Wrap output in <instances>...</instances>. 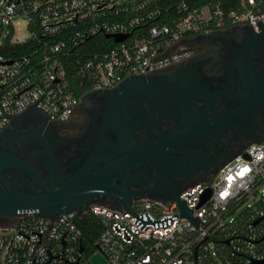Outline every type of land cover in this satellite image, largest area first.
Here are the masks:
<instances>
[{
	"label": "built area",
	"instance_id": "1",
	"mask_svg": "<svg viewBox=\"0 0 264 264\" xmlns=\"http://www.w3.org/2000/svg\"><path fill=\"white\" fill-rule=\"evenodd\" d=\"M170 1L0 0V32L5 24L13 30L12 17L25 16L30 39L10 44L35 45L29 53L0 55V131L31 107L66 121L85 93L186 59L184 39L237 25L256 30L264 22V0H238L230 10L221 1ZM107 34L126 37L115 42ZM98 35L112 43L87 51ZM179 198L197 225L181 217L176 202L153 198L134 200L131 211L93 203L53 218L7 217L0 223V264H94L95 254L104 264H264V136ZM87 213L100 225L91 241L80 228Z\"/></svg>",
	"mask_w": 264,
	"mask_h": 264
},
{
	"label": "flooded vegetation",
	"instance_id": "2",
	"mask_svg": "<svg viewBox=\"0 0 264 264\" xmlns=\"http://www.w3.org/2000/svg\"><path fill=\"white\" fill-rule=\"evenodd\" d=\"M211 33L214 34L196 37L197 40L186 45L190 50L186 59L151 75L135 77L132 85L148 87L149 96H142L139 90L129 92L112 108L109 89L92 92L80 99L66 121H50L41 111L28 108L3 128L0 150L17 153L41 177L63 178L94 167L97 157L103 158L110 152L108 145L131 143L120 137L129 132L124 130L126 127H135L132 137L144 144L157 136V130L166 132L183 127L186 117L195 122L208 121L229 112L241 101L245 102L249 87L259 84L250 64L264 80V22L256 30L249 25H237ZM247 51L251 62L244 60L238 64V59ZM173 92L182 97L166 101L164 98ZM253 94L249 99H255V106L245 115L208 136L185 143L180 148L186 152H171L143 163L140 170L133 171L136 183L129 188L137 191L162 185L182 190L217 168L236 150L259 138L264 130V90ZM183 96L189 98L190 104L181 112L176 101L180 102ZM111 119L116 123L107 124ZM194 150L202 151L200 167L178 174L168 172L165 161L176 164L188 160L197 155L192 154ZM142 198L134 195L132 201ZM97 203L122 208L118 198H101ZM6 219L0 215V223Z\"/></svg>",
	"mask_w": 264,
	"mask_h": 264
},
{
	"label": "water",
	"instance_id": "3",
	"mask_svg": "<svg viewBox=\"0 0 264 264\" xmlns=\"http://www.w3.org/2000/svg\"><path fill=\"white\" fill-rule=\"evenodd\" d=\"M261 24H259V26ZM212 34L214 33L198 35L196 37L206 38ZM106 37H113L115 42H119L123 40L126 35L107 34ZM196 37L189 40L184 39L181 41V44L186 46L191 41L197 40ZM245 53L238 59V64H241L244 60L249 61V63L251 62V56L248 54V51ZM7 63L9 64L11 61H7ZM250 67L257 77L259 84L257 87L248 88L249 95L245 98V102L241 101V104L236 108H233L225 114H220L219 117L217 115L215 119L208 121L201 119V121L195 122V119L186 117L183 119L185 123L183 127L166 132L157 130V136L144 144H139L137 140L132 137L131 132L135 130V127H126L124 130H129V132L122 133L120 137L122 140L126 139L127 142L131 143L108 145L110 152L103 158L97 157L94 167L78 170L73 175L67 177H41L35 172L32 166L17 153L0 150V215L11 217L31 212L37 216L53 218L60 213L73 210L81 213L86 210L90 204L97 203V200L106 197L120 199L122 202V209L131 211V204L133 202L132 196L141 195L144 198L176 202L181 217H186L194 225H197L199 219L193 217L192 211L188 209L184 201L179 198V194L183 189L173 190L162 185H153L148 188L133 191L129 188L132 183H136L133 171L140 170V165L147 163L157 156L166 157L167 154L171 152H186L184 149L180 148L185 143L208 136L220 128L227 127L232 120L245 115L251 107L255 106V99H249L250 95L254 96L253 93L264 90V87L261 85L264 84V80L259 77L251 64ZM158 71L160 70L144 75L127 77L115 87L109 89L112 108H115L117 103L127 96L129 92L139 90L142 96H149L148 87L139 88L134 87L132 84L135 82L136 76L144 77ZM202 89L207 90L206 87H202ZM92 92L97 91H89L85 93L81 99ZM174 93L175 92H173L171 96H166L164 99L168 101L171 97H182L180 95H174ZM188 101L189 98L186 96H183L180 102L176 101L181 112L188 109L190 104ZM115 123V119H111L107 122L109 125ZM2 131L3 129L0 131V138ZM263 136L264 130L259 138L250 143L260 142ZM246 146L236 150L217 168L201 175L195 182L216 173L226 162L231 160ZM176 147L179 149H176ZM192 154L197 155L176 164H170L168 161H165V164L168 165V172L178 174L183 170H196L203 162V154L201 150H194ZM101 161H103L102 165L99 164ZM9 170H14V172H9ZM121 181L122 184L120 185L119 182ZM209 194V191L204 193L201 203L208 198ZM92 261L94 264H104V261L98 254L92 257Z\"/></svg>",
	"mask_w": 264,
	"mask_h": 264
},
{
	"label": "trees",
	"instance_id": "4",
	"mask_svg": "<svg viewBox=\"0 0 264 264\" xmlns=\"http://www.w3.org/2000/svg\"><path fill=\"white\" fill-rule=\"evenodd\" d=\"M176 0H171L170 2H175ZM188 4L192 6L199 5L200 3L204 2H215V1H221L224 6L227 7V9H237V2L238 0H184ZM106 42V45L104 47H101L98 45V43H104ZM112 42L107 40L104 35H98L96 38H92L88 40L87 42V51L95 52L104 50L105 48H108ZM35 48V45L33 42H28L24 44H16L11 45L10 44V38H8L6 41H4L3 45L0 47V55L2 56H16L21 55L24 53H29L33 51ZM81 50H85V47ZM69 71V68H68ZM71 73V69H70ZM73 73V72H72ZM86 87H83L79 90V94H83L86 89ZM80 228L83 231V235L86 238V240L91 241L93 240L97 234L100 231V225L98 223V219L96 216H94L92 213H87L83 219L80 221Z\"/></svg>",
	"mask_w": 264,
	"mask_h": 264
},
{
	"label": "rangeland",
	"instance_id": "5",
	"mask_svg": "<svg viewBox=\"0 0 264 264\" xmlns=\"http://www.w3.org/2000/svg\"><path fill=\"white\" fill-rule=\"evenodd\" d=\"M10 21L13 24V30L10 31L8 25L5 24L0 32V43L6 41L8 38H10L12 43L30 39L31 34L26 29L27 18L25 16L12 17ZM57 21L58 19H49L47 23L52 24Z\"/></svg>",
	"mask_w": 264,
	"mask_h": 264
}]
</instances>
